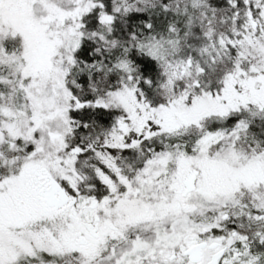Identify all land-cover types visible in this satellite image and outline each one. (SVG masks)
Listing matches in <instances>:
<instances>
[{"label":"snow or ice","instance_id":"snow-or-ice-1","mask_svg":"<svg viewBox=\"0 0 264 264\" xmlns=\"http://www.w3.org/2000/svg\"><path fill=\"white\" fill-rule=\"evenodd\" d=\"M0 264H264V0H0Z\"/></svg>","mask_w":264,"mask_h":264}]
</instances>
